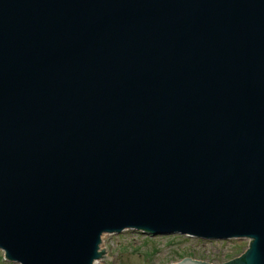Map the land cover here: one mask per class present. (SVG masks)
Here are the masks:
<instances>
[{
  "label": "water",
  "instance_id": "95a60500",
  "mask_svg": "<svg viewBox=\"0 0 264 264\" xmlns=\"http://www.w3.org/2000/svg\"><path fill=\"white\" fill-rule=\"evenodd\" d=\"M125 229L264 264V0H0L4 257L93 264Z\"/></svg>",
  "mask_w": 264,
  "mask_h": 264
},
{
  "label": "rangeland",
  "instance_id": "374dc122",
  "mask_svg": "<svg viewBox=\"0 0 264 264\" xmlns=\"http://www.w3.org/2000/svg\"><path fill=\"white\" fill-rule=\"evenodd\" d=\"M103 249L113 258L102 257L98 264H171L185 258L210 264L225 262L239 256L248 247L246 238L202 239L169 234L150 235L135 229L118 234H104ZM0 264H18L6 260L0 250Z\"/></svg>",
  "mask_w": 264,
  "mask_h": 264
},
{
  "label": "bare ground",
  "instance_id": "6f19581e",
  "mask_svg": "<svg viewBox=\"0 0 264 264\" xmlns=\"http://www.w3.org/2000/svg\"><path fill=\"white\" fill-rule=\"evenodd\" d=\"M99 263V261H95L93 264H98ZM172 264V263H171Z\"/></svg>",
  "mask_w": 264,
  "mask_h": 264
}]
</instances>
